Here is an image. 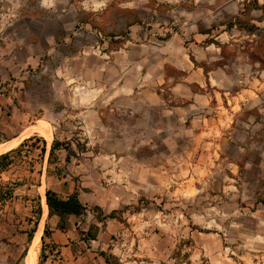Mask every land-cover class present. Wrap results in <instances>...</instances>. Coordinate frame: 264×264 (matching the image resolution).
I'll return each instance as SVG.
<instances>
[{"label":"rangeland","instance_id":"rangeland-1","mask_svg":"<svg viewBox=\"0 0 264 264\" xmlns=\"http://www.w3.org/2000/svg\"><path fill=\"white\" fill-rule=\"evenodd\" d=\"M54 139L50 175L120 205L96 237L115 260L264 264V0H0V264L27 263Z\"/></svg>","mask_w":264,"mask_h":264},{"label":"crops","instance_id":"crops-1","mask_svg":"<svg viewBox=\"0 0 264 264\" xmlns=\"http://www.w3.org/2000/svg\"><path fill=\"white\" fill-rule=\"evenodd\" d=\"M156 98H158V95L156 94V96H154V94L152 93L149 96L148 100L153 101V99ZM51 144L52 142L51 143L47 142L46 151L40 154V156H38L41 157L40 158L41 163L39 167H38V163H39L38 157L37 158L33 156L29 157V160H31L32 162H28V164L30 165L29 172L32 174L37 172L39 175L38 182L31 184V187L40 188L41 186L45 185L44 192H39V195L41 196L42 209H43V204H42L43 193L46 192L48 182L52 181V183H54L55 181L56 190L60 191L61 193L64 192L70 193L74 190L75 184L72 183V180H69V177L77 175L76 174L77 172L74 171V169L71 170L70 168H68L69 172L66 173V177L64 176L63 179L60 181H56L55 177L53 175L52 176L50 175V172L47 171V168H48V158H49ZM9 155L8 158H6V160L14 159V154L12 151H9ZM0 162H3L2 158H0ZM77 190L79 192L80 198L84 203H87L89 205H95L100 203L98 200L99 195H97L96 193L84 190L83 186H79V185H77ZM4 202L10 203L12 201L5 200ZM117 203L120 204L121 201L119 200ZM0 205L3 206V204ZM119 206L120 205H114L112 209L119 208ZM26 208H29V204H27ZM48 213H49V209H48ZM88 213H90V211H87L86 215L78 216V215L70 214L63 220L61 216L58 214H53L51 216L47 215L44 227L45 225H47L49 232L48 235L45 236L44 247L49 249L50 256L53 257L50 260L51 264H108L105 257L101 253L104 250L102 247H100L101 241L97 240V238L93 239V238L85 237L84 232L89 229L90 224L86 226L83 219H85ZM42 214H43V210H42ZM15 219L18 222L20 220V217H16ZM23 220L29 223V219L26 220V217H24ZM112 220L118 221L119 219L112 218V219H108L106 222ZM100 224L101 222L97 223V225L100 226V229L98 230L97 233L98 237L100 236V233L105 232L106 231L105 229L107 228V225L103 227ZM5 233L8 232L5 231ZM11 234L13 235L14 231H12ZM21 234L23 236L24 234L27 233L24 232ZM93 242H96V244H94ZM119 261H121V264H125L121 258H119Z\"/></svg>","mask_w":264,"mask_h":264},{"label":"trees","instance_id":"trees-1","mask_svg":"<svg viewBox=\"0 0 264 264\" xmlns=\"http://www.w3.org/2000/svg\"><path fill=\"white\" fill-rule=\"evenodd\" d=\"M240 22V20H231L229 22V26H234L236 24H238ZM205 33L210 32L209 30H204ZM24 143V142H23ZM43 146L41 148L42 153H44L46 151V141L43 140ZM68 143L66 142H62L58 139H54L52 141L51 144V148H50V152H49V162H51V158L53 157V155L55 154V152L57 150H61L63 147L68 149ZM12 151V150H10ZM9 155V151L6 153H3L0 155V158H2L4 161L6 160V158H8ZM8 162H4V164L0 163V168L5 166V164L9 163ZM3 163V162H2ZM55 177L56 181H60L63 179V177H66V174L62 173H55L53 175ZM54 187H50L48 186L45 192L46 195V202H47V207L49 209V213L48 216H51L53 214H58L61 216L62 220L64 218H66L68 215L70 214H74V215H86L87 211L93 212L97 221L101 222L102 224H105L106 221L108 219H112V218H117L120 220L119 218V213H120V209L115 208L112 209L110 212H105L104 208L101 205L95 204V205H89L87 203H84L82 201V199L79 196V192L77 190V186L74 185V190L72 192H64L61 193L60 191L56 190V185H55V181H54ZM6 193L4 192L1 187H0V201L2 200V198L4 197V194ZM40 196H38L37 199V206L36 209L34 210L35 212V218L32 220L33 221V226H31L29 228L28 232V240L31 241L34 235V232L37 229V225L39 222V218L42 214V205H41V201H40ZM63 228V226H62ZM96 229V231L94 233H92L93 229ZM100 229V226L97 224H90V227L87 231H85V237L86 238H96L98 230ZM48 226L45 225L44 227V232L42 235V248H41V256H42V260L45 259V254L43 253L44 251V243H45V236L48 235ZM27 252V248L24 250V252L22 253V257H24L26 255ZM102 255L105 257L106 261L108 262V264H121V262L117 259L115 260L116 256H114L113 254L111 255H107L106 252L102 251L101 252ZM38 264H42L41 262H39Z\"/></svg>","mask_w":264,"mask_h":264},{"label":"bare ground","instance_id":"bare-ground-1","mask_svg":"<svg viewBox=\"0 0 264 264\" xmlns=\"http://www.w3.org/2000/svg\"><path fill=\"white\" fill-rule=\"evenodd\" d=\"M34 131H37L39 134H41L43 137L48 138L49 140L52 139V129L48 124H40L36 126ZM18 141H5L0 142V153L7 152L8 150L12 149L17 145ZM44 192V191H43ZM43 206L46 203V196L45 193H43V200H42ZM44 224H45V214L43 213V217L39 223L38 229L35 232V235L33 237L31 247L29 249L28 255H27V264H37L38 263V257H39V250H40V244H41V238L44 230Z\"/></svg>","mask_w":264,"mask_h":264},{"label":"water","instance_id":"water-1","mask_svg":"<svg viewBox=\"0 0 264 264\" xmlns=\"http://www.w3.org/2000/svg\"><path fill=\"white\" fill-rule=\"evenodd\" d=\"M34 237V236H33ZM32 240H33V238H32ZM31 244H32V242H31ZM30 247H31V245H30ZM30 247L28 248V250H27V254H26V256L28 255V252H29V249H30ZM26 263V262H25ZM27 264V263H26Z\"/></svg>","mask_w":264,"mask_h":264}]
</instances>
